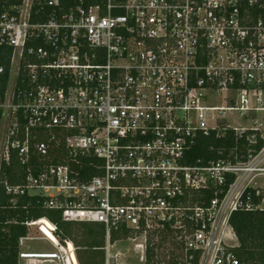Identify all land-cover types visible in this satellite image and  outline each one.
Wrapping results in <instances>:
<instances>
[{
    "label": "built area",
    "instance_id": "obj_1",
    "mask_svg": "<svg viewBox=\"0 0 264 264\" xmlns=\"http://www.w3.org/2000/svg\"><path fill=\"white\" fill-rule=\"evenodd\" d=\"M0 49L7 194H36L64 221L101 224L105 264H120L111 247L124 238L140 264H239L230 217L264 212V144L246 159L186 158L211 131L264 140V0H22L0 11ZM228 113L247 122L224 123ZM59 143L99 158L100 173L83 179L53 163ZM13 159L21 180L10 184L2 166ZM167 237L178 250L165 261ZM29 238L18 259L79 264L72 241L24 251Z\"/></svg>",
    "mask_w": 264,
    "mask_h": 264
},
{
    "label": "trees",
    "instance_id": "obj_2",
    "mask_svg": "<svg viewBox=\"0 0 264 264\" xmlns=\"http://www.w3.org/2000/svg\"><path fill=\"white\" fill-rule=\"evenodd\" d=\"M22 0H0V11L10 5L20 4ZM6 52L9 50L6 49ZM2 50L0 49V55ZM0 63L7 65L8 59ZM247 133L241 137L233 130H226L224 135L217 136L215 131L209 134H200L196 138L195 146L188 152L186 162L194 164L198 159L203 163L209 160L246 159L247 151H258L264 140L258 139L256 144H249L245 140ZM53 163H67L71 172L83 179H89L100 173L102 161L91 155H68L66 147L61 143L51 149ZM5 180L10 184L18 183L21 178L18 173L21 167L16 160L10 165H3ZM212 196L207 193L204 197L208 200ZM195 194V201H198ZM246 198L244 195L243 199ZM15 199V200H13ZM46 219L55 226L54 235L62 243L64 240L73 242L79 264H105V231L101 224L74 223L64 221L61 211L51 209L43 204V199L36 194L12 196L7 194L0 184V264H18V241L28 235L27 222ZM238 245L233 251L239 259V264H264V212L240 208L230 217ZM126 235V234H124ZM120 238L112 233L111 241ZM147 259H151V249L147 251Z\"/></svg>",
    "mask_w": 264,
    "mask_h": 264
},
{
    "label": "rangeland",
    "instance_id": "obj_3",
    "mask_svg": "<svg viewBox=\"0 0 264 264\" xmlns=\"http://www.w3.org/2000/svg\"><path fill=\"white\" fill-rule=\"evenodd\" d=\"M219 94L220 96L223 95L222 93H219ZM213 104L218 107L225 105L222 99L214 100ZM228 114L229 115H227L224 119V123L238 125V124H243L247 122L246 119L241 120L238 115H235V114L230 115V113ZM257 119L259 122H263L264 113L260 112L257 115ZM258 182L262 184V180H258ZM38 227L39 226L35 224L28 226V231H29L28 237L30 238L24 241L22 250L31 251V252H51L54 250L58 251V246L55 249L50 242L43 239L44 238V236L42 235L43 233L40 232ZM133 243L134 242L124 238L114 243V245L111 247V252L113 254L119 252V256L117 260L120 264H140L137 260V256L134 254L133 247H132ZM230 243L233 246L237 245L236 239H233ZM61 244H64V242H62ZM177 250L178 249L176 248L174 242H172V239L167 237V240L165 242L160 243V247L158 251L160 253L159 255L161 259H164L166 261L168 260V257L170 258V260H172ZM18 261L20 264H29V261L27 260L18 259ZM32 261L35 262L36 260L33 259Z\"/></svg>",
    "mask_w": 264,
    "mask_h": 264
},
{
    "label": "bare ground",
    "instance_id": "obj_4",
    "mask_svg": "<svg viewBox=\"0 0 264 264\" xmlns=\"http://www.w3.org/2000/svg\"><path fill=\"white\" fill-rule=\"evenodd\" d=\"M33 224L38 225L40 228V231L53 243H57V239L52 234L51 230V223L48 222L46 219L42 218L40 220L34 221ZM42 257V256H40ZM76 260V259H75Z\"/></svg>",
    "mask_w": 264,
    "mask_h": 264
},
{
    "label": "crops",
    "instance_id": "obj_5",
    "mask_svg": "<svg viewBox=\"0 0 264 264\" xmlns=\"http://www.w3.org/2000/svg\"><path fill=\"white\" fill-rule=\"evenodd\" d=\"M44 240H47L45 237L43 238ZM48 241V240H47ZM237 241V245H238V240H236ZM49 242V241H48ZM236 245V246H237ZM53 246V245H52ZM55 251V250H54ZM19 262V261H18ZM20 264V263H19Z\"/></svg>",
    "mask_w": 264,
    "mask_h": 264
}]
</instances>
